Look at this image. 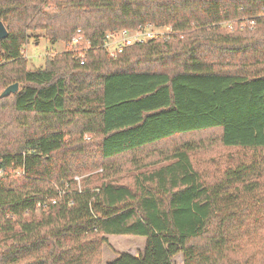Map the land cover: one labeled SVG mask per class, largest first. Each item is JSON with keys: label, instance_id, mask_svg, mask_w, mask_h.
<instances>
[{"label": "trees", "instance_id": "1", "mask_svg": "<svg viewBox=\"0 0 264 264\" xmlns=\"http://www.w3.org/2000/svg\"><path fill=\"white\" fill-rule=\"evenodd\" d=\"M263 7L0 0V93L20 86L0 97V264H264ZM148 23L169 26L170 38L108 54V32ZM78 28L90 45L82 55L70 48ZM39 30L68 49L29 68L24 46ZM207 130L235 150L219 173L196 167L200 144L183 139ZM126 155L136 168L162 163L109 178ZM99 168L77 186L75 175ZM116 234L145 242L120 250Z\"/></svg>", "mask_w": 264, "mask_h": 264}, {"label": "rangeland", "instance_id": "2", "mask_svg": "<svg viewBox=\"0 0 264 264\" xmlns=\"http://www.w3.org/2000/svg\"><path fill=\"white\" fill-rule=\"evenodd\" d=\"M234 23H236V21ZM129 30L132 37L135 39L134 43L139 42L137 38L138 36H141L143 38V41L146 42L150 39H168L170 37L167 34L172 33L169 26H157L151 23H148L145 27L129 28ZM66 49H68L66 42L62 40H50L44 34V31L39 30L30 35L27 43L24 46L23 52L28 59L27 66L29 68H39L45 66V58L48 54L59 53L65 51ZM183 139H193L200 144L199 147L195 148L192 151L191 155L194 159L196 167L206 169V172L208 174H211L214 168H216L217 172L219 173L223 168V165L226 164L225 159H227L228 162H234V160L231 158L233 157L235 150L230 147H225L220 143L217 130L195 132L190 135L183 136ZM180 141H182V137H178L173 139L172 141H169L165 146L173 148L174 146L178 145ZM147 151L151 152V150ZM129 159L130 156L128 155L118 158V165L120 170L111 174L109 178H113L119 181H131L133 180L134 174H136L138 171L151 169L152 167H156L162 163L161 161L149 164L144 167L136 168L134 166V163L130 162ZM4 171L0 173V177L5 173ZM7 171L10 174L20 173L19 168H9ZM96 171H101V168L96 169L92 172L75 175L74 180L76 181L77 186L81 187V184L84 183L83 178ZM73 185H75V183H73ZM64 192V188H59V195H62ZM39 212L40 211L38 210L36 213L39 214ZM260 238H264V236ZM137 240H142L144 243L145 237L132 234L110 235L111 243L115 248L120 250H135L137 246L140 245L139 243H137ZM108 248L109 247H107V249H105L103 252L104 261L111 259L114 253L113 248ZM175 264H182L181 255H178L175 258Z\"/></svg>", "mask_w": 264, "mask_h": 264}, {"label": "built area", "instance_id": "3", "mask_svg": "<svg viewBox=\"0 0 264 264\" xmlns=\"http://www.w3.org/2000/svg\"><path fill=\"white\" fill-rule=\"evenodd\" d=\"M261 14H264V7L262 8ZM245 23H247L250 28H253L256 24V19H248L242 25H244ZM226 24L228 27L232 26V22H226ZM80 32L81 28H78L76 35L70 42V48L78 54L82 55L90 45L88 40H85L84 44L82 45L83 36ZM137 38L138 41L143 42V38L141 36H138ZM134 40L135 39L132 37L130 30L127 28H123L120 30L108 32L106 35L104 46L106 47L107 52L111 57H117L124 51L126 46L133 44L135 42ZM1 172H3L2 167H0V173ZM52 201H55V198H53ZM38 205L40 206L41 203L39 202Z\"/></svg>", "mask_w": 264, "mask_h": 264}, {"label": "water", "instance_id": "4", "mask_svg": "<svg viewBox=\"0 0 264 264\" xmlns=\"http://www.w3.org/2000/svg\"><path fill=\"white\" fill-rule=\"evenodd\" d=\"M8 36V29L5 25V23L0 19V39L5 38ZM19 82L15 81L11 84H9L1 93L0 97H4L9 95L10 93H15L19 91Z\"/></svg>", "mask_w": 264, "mask_h": 264}]
</instances>
